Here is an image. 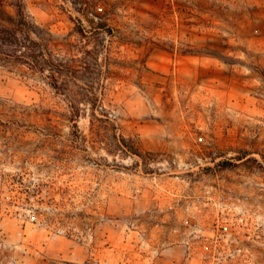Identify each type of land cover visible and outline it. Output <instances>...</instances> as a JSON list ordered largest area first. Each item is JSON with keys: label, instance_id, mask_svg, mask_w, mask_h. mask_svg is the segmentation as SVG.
Masks as SVG:
<instances>
[{"label": "rangeland", "instance_id": "obj_1", "mask_svg": "<svg viewBox=\"0 0 264 264\" xmlns=\"http://www.w3.org/2000/svg\"><path fill=\"white\" fill-rule=\"evenodd\" d=\"M25 3L113 53L95 116L0 66V264H264V0Z\"/></svg>", "mask_w": 264, "mask_h": 264}, {"label": "trees", "instance_id": "obj_2", "mask_svg": "<svg viewBox=\"0 0 264 264\" xmlns=\"http://www.w3.org/2000/svg\"><path fill=\"white\" fill-rule=\"evenodd\" d=\"M5 6L13 10L12 15L5 12ZM97 16L100 21L94 28L107 27L106 19H102L100 14ZM80 28L76 32L85 38L86 35ZM123 42L129 43L125 39ZM79 52V55L70 57L62 55L60 44L51 28L34 20L27 10L25 0H0V66L25 68L27 76L42 81L57 95H63L67 99L73 117L80 116L82 106L86 104L94 116L98 108L107 112L105 92L109 80L98 81L97 75L103 73L102 63L108 65L112 59V47L106 49L102 60H99L97 47L89 48L85 45ZM123 143L122 137L118 139L117 146ZM247 156H238L237 159L243 160Z\"/></svg>", "mask_w": 264, "mask_h": 264}]
</instances>
